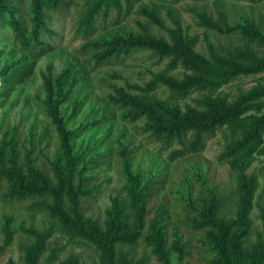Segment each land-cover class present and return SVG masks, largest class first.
Wrapping results in <instances>:
<instances>
[{
  "label": "rangeland",
  "instance_id": "rangeland-1",
  "mask_svg": "<svg viewBox=\"0 0 264 264\" xmlns=\"http://www.w3.org/2000/svg\"><path fill=\"white\" fill-rule=\"evenodd\" d=\"M4 1L15 10L17 29L0 16L1 163L47 175L55 188L71 170L73 189L61 204L50 193L11 197L12 178L1 176L0 264H26L37 245V264H108L111 249L114 264H224L213 246L221 231L204 214L214 194L220 199L216 219L228 225L230 255L236 245L245 264H258L264 256V146L246 168L234 169L235 158L224 157L234 139L226 126L201 138L189 134L182 145L177 139L172 146L169 139L158 142L148 116L135 120L119 91L182 111L203 94L173 99L171 89L155 86V76L182 79L190 73L186 67L171 70V58L150 48L122 51L114 45L139 38L171 41L170 31L180 23L185 35L196 38L198 56L248 48L263 57L264 44L244 28L264 34V0H134L121 10H103L89 35L80 30L85 0L45 5L38 26L33 0ZM201 12L216 26L199 23ZM260 83L264 73L239 77L222 93L233 99ZM55 111L68 131L72 157ZM236 126L238 139L243 130ZM188 140L199 142L200 151L175 158L172 152ZM243 173L255 189L247 211L241 206Z\"/></svg>",
  "mask_w": 264,
  "mask_h": 264
},
{
  "label": "trees",
  "instance_id": "trees-1",
  "mask_svg": "<svg viewBox=\"0 0 264 264\" xmlns=\"http://www.w3.org/2000/svg\"><path fill=\"white\" fill-rule=\"evenodd\" d=\"M85 1L87 8L80 18V30L85 35H89L92 33L96 17L103 10L106 12L113 8L121 10L123 3L131 6L134 0ZM58 3H60V0H33L35 26L43 22L44 6L50 4L54 6ZM0 10V16H6L7 24L9 23L13 28L15 27L14 30L16 31L17 19L15 18L14 8L6 1L0 0ZM197 16L199 23H202L204 26H216V23L205 12L197 13ZM244 31L248 36L254 39L258 38L264 44V34L260 32L255 33L251 29H247V27L244 28ZM170 33L171 41L139 38L136 41H119L117 42L118 45L115 44L114 47L119 49L120 46L122 51H127L133 46H140L153 49L161 57L171 58V70L184 66L190 73L186 74L182 79L166 74H158L155 76L158 78L154 82L155 86L162 84L168 87L174 92L175 96L172 98L176 100L186 99L194 92L202 93L203 99L198 101L195 107H188L186 111H182L179 107H174L165 101H150L145 96H132L120 90L119 93L121 94V98H123L124 107L133 110L130 114L134 115L135 120L142 116H148L149 122L153 123L151 130L153 138L158 140V142H167L169 139L168 143L171 146L176 139L181 144V140H185L189 134H192L194 139L195 137L201 138L205 134L213 133L226 126L231 130L234 139L227 146L224 157L235 158L231 162L234 169L246 168V161L252 158L254 152L262 150L260 148L264 146V85L260 83L248 90L241 91L233 99H230L227 94H223L222 89L239 77L264 73V56L259 57L254 51L248 48H236L224 56L213 55L210 58H205L196 55L193 50L196 45V38L185 35L180 23H178L177 29L170 31ZM57 108H59L58 105ZM53 119L63 143L72 157L68 131L65 128L63 120L58 116L57 111L54 112ZM236 125H240V128L243 130V135L238 139L235 137L238 132ZM191 141L193 140H188L183 145V149L173 151L172 155L176 158L200 151L201 144ZM5 155L6 153L4 155L2 154L0 159V164H2L0 178L5 174L11 176V197L15 195L25 196L27 194L50 193L61 204L66 190L71 192L73 189L71 187L73 171L70 170L58 184L55 183L59 185L58 188H55L53 187L54 182L47 175L38 173L34 169H31L29 173H25L24 171L17 170V164L15 163H10V165L5 161L1 163V160L5 159ZM240 160L245 162V164L239 165ZM128 178L133 183L136 176L129 172ZM242 179L243 196L241 206L246 208L247 211L252 205L255 193L254 181L249 180L244 173L242 174ZM134 197L138 199V194L136 195L135 193ZM219 205L220 199L214 194L211 205H207L204 210L206 222L212 223L214 227L218 224L217 226L221 231L219 233L221 237L214 240L213 246L221 254L223 260H226L224 264H245L244 259L240 257L241 252L236 245L232 247L235 254L230 255L232 254V250L226 239L228 225L222 224L216 219V210L219 208ZM107 247H111V244H107ZM4 249L1 247L0 252ZM161 249L162 246H160L158 252L163 257L164 254ZM41 252L40 245L35 246L31 250V253H29L26 264H37ZM113 256L114 252L111 249L108 264H114ZM260 258L261 261L258 264H262V261H264V256Z\"/></svg>",
  "mask_w": 264,
  "mask_h": 264
}]
</instances>
